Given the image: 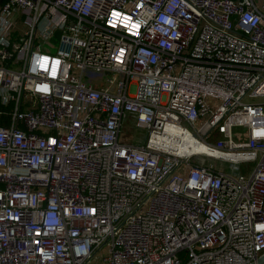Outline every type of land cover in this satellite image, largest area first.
Returning a JSON list of instances; mask_svg holds the SVG:
<instances>
[{
  "label": "built area",
  "instance_id": "built-area-1",
  "mask_svg": "<svg viewBox=\"0 0 264 264\" xmlns=\"http://www.w3.org/2000/svg\"><path fill=\"white\" fill-rule=\"evenodd\" d=\"M263 255L264 0H0V264Z\"/></svg>",
  "mask_w": 264,
  "mask_h": 264
},
{
  "label": "rangeland",
  "instance_id": "rangeland-1",
  "mask_svg": "<svg viewBox=\"0 0 264 264\" xmlns=\"http://www.w3.org/2000/svg\"><path fill=\"white\" fill-rule=\"evenodd\" d=\"M40 43L43 46L54 48V46H57V39L53 38L52 40H48V41L42 40ZM52 53H54V51H52ZM97 77H100V76H97ZM256 100L260 101L262 99L258 98ZM128 119L129 117H127V120H124L122 124L119 140L125 143H132V142L137 143V142L144 141L145 136H146L145 130L135 129ZM218 137H219V134L214 133L212 136H210V140L214 142ZM233 138L234 140H238V139L245 140L246 139V129L244 127H235L233 129ZM192 160L195 162H201V161L203 162L204 160H206L204 162L207 164H219V165L221 164L222 166H226L227 164L223 160H220L214 157H209L206 155H194ZM106 255H107L106 251L99 252L98 259L101 260V257L106 256Z\"/></svg>",
  "mask_w": 264,
  "mask_h": 264
},
{
  "label": "bare ground",
  "instance_id": "bare-ground-1",
  "mask_svg": "<svg viewBox=\"0 0 264 264\" xmlns=\"http://www.w3.org/2000/svg\"><path fill=\"white\" fill-rule=\"evenodd\" d=\"M185 150L191 155H206L209 157L219 158V155L208 148L203 143H190L185 147ZM207 159V158H206ZM206 161V160H204ZM208 161V160H207Z\"/></svg>",
  "mask_w": 264,
  "mask_h": 264
},
{
  "label": "water",
  "instance_id": "water-1",
  "mask_svg": "<svg viewBox=\"0 0 264 264\" xmlns=\"http://www.w3.org/2000/svg\"><path fill=\"white\" fill-rule=\"evenodd\" d=\"M264 261V255L257 260L256 264H261Z\"/></svg>",
  "mask_w": 264,
  "mask_h": 264
}]
</instances>
